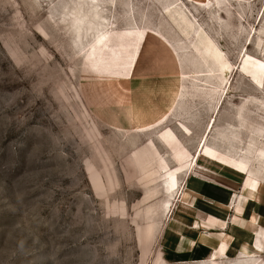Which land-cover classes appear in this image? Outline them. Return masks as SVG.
I'll return each instance as SVG.
<instances>
[{
  "label": "rangeland",
  "instance_id": "374dc122",
  "mask_svg": "<svg viewBox=\"0 0 264 264\" xmlns=\"http://www.w3.org/2000/svg\"><path fill=\"white\" fill-rule=\"evenodd\" d=\"M0 264H264V0H0Z\"/></svg>",
  "mask_w": 264,
  "mask_h": 264
},
{
  "label": "crops",
  "instance_id": "0c3cea01",
  "mask_svg": "<svg viewBox=\"0 0 264 264\" xmlns=\"http://www.w3.org/2000/svg\"><path fill=\"white\" fill-rule=\"evenodd\" d=\"M198 203H200L201 205H199ZM195 204L197 205V207H192L194 209H189V211L192 212L195 211L194 212L195 215L192 218V224H191L192 226H187V229H180L181 230L180 233L175 231L170 236V239L166 238L168 244H166L163 247L168 252L170 257H172V259L174 260L176 259V260H183L184 262H188V261H198V260L206 259L207 257L213 256L216 251H219V245L221 243L227 245L225 254L230 248L233 234L228 231L227 227L226 229L222 228L219 230L228 235L226 236L225 241L223 242L219 241L218 246L216 245L217 247L207 245L204 241L205 239L201 238L202 235L203 237H206V233L204 232L205 228H203L202 226L209 225L210 223L208 222L210 221V218H209V214L202 208L201 202H198L196 200ZM196 225H199V227H196ZM179 247L181 249H179Z\"/></svg>",
  "mask_w": 264,
  "mask_h": 264
},
{
  "label": "bare ground",
  "instance_id": "6f19581e",
  "mask_svg": "<svg viewBox=\"0 0 264 264\" xmlns=\"http://www.w3.org/2000/svg\"><path fill=\"white\" fill-rule=\"evenodd\" d=\"M176 189H172V190H170V196L169 197H172V196H174L175 195V193H176ZM168 205V204H167Z\"/></svg>",
  "mask_w": 264,
  "mask_h": 264
},
{
  "label": "trees",
  "instance_id": "16d2710c",
  "mask_svg": "<svg viewBox=\"0 0 264 264\" xmlns=\"http://www.w3.org/2000/svg\"><path fill=\"white\" fill-rule=\"evenodd\" d=\"M165 245V244H164Z\"/></svg>",
  "mask_w": 264,
  "mask_h": 264
}]
</instances>
